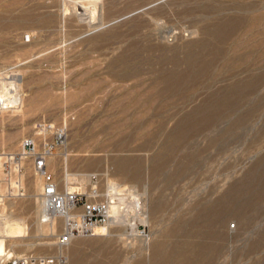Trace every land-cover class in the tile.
<instances>
[{"label":"rangeland","instance_id":"1","mask_svg":"<svg viewBox=\"0 0 264 264\" xmlns=\"http://www.w3.org/2000/svg\"><path fill=\"white\" fill-rule=\"evenodd\" d=\"M0 77L23 98L0 108L1 152L32 135L59 190L125 196L104 234L59 246L25 160L13 184L4 170L0 203L24 222L7 251L264 264V0H0Z\"/></svg>","mask_w":264,"mask_h":264},{"label":"built area","instance_id":"2","mask_svg":"<svg viewBox=\"0 0 264 264\" xmlns=\"http://www.w3.org/2000/svg\"><path fill=\"white\" fill-rule=\"evenodd\" d=\"M23 41L30 40V33L21 35ZM46 143H38L36 137L26 135L21 138L19 148L14 152H4L2 163L6 171L21 170L23 161L27 160L33 169L43 178L41 195L53 213L64 211L68 216L60 231L55 235L59 246L68 243L72 238L89 234L94 224L107 222L111 198H100L94 195L85 196L73 188L59 190L53 176L46 169V157L50 153ZM63 255L57 257L33 252L0 254V264H64Z\"/></svg>","mask_w":264,"mask_h":264},{"label":"bare ground","instance_id":"3","mask_svg":"<svg viewBox=\"0 0 264 264\" xmlns=\"http://www.w3.org/2000/svg\"><path fill=\"white\" fill-rule=\"evenodd\" d=\"M92 6H93V4H92ZM92 12H94L93 7H92L91 11L83 10L80 13H82V14L86 13L85 15L88 16V14L92 15L91 14ZM3 79H0V108L2 109V107H12V106H15V107H18V108L21 107L22 106V99L23 98H21L20 95L18 94V92L15 91L16 90L15 88H14L15 90L13 89L15 91V92L13 91L14 93H10L8 91L9 88L7 89V86H10L11 84L16 86L17 84L14 83L13 80L12 81L11 80H9V81L7 80L6 81V79L5 80H3ZM5 94H7V95H5ZM2 153H4V152H1L0 151V179H1V181H0V193H2V191L4 190V186H5V183H6V181L4 182V180H3V179H5L4 176H7V175H5L4 169H3V163H2L3 162L2 161L3 155H2ZM47 157H46V159H47ZM16 172L17 171H15V173ZM13 173H14V171H13ZM15 173H14V175L11 174V176H10V183L11 184H13V182H14ZM35 173L36 174H35V177H33V182H32V190H33L32 191V195H33V198H34V200L36 202L37 211L42 216H45V221L41 222V226L45 230H47L48 228H51L52 229L54 227V222H55L56 216L60 217L63 220V222H65V220L67 219L68 216L62 210L59 211V213H53L48 208V205H47L44 197L41 195V190H40V192H38V190L40 188L42 189V185L40 187V184H41L40 183V176L41 175L37 171ZM63 180H64V182L66 184H68L67 182L70 181V177L67 176V175H64L63 176ZM12 186L13 187L11 188V190L12 191H15L16 190L15 186L14 185H12ZM20 194H22V193H20ZM114 195L117 196L116 200H114ZM108 198H111V200L109 202L110 222H108V223H111L112 220H113L112 218H114L115 216H119V215H116V214L119 213V211H120V203L124 202L125 196L123 195V193L122 194L109 193ZM0 200H2L1 197H0ZM129 203L130 204H133V201H131ZM0 204H1L0 205V254H7L8 255V253H11V252L9 250L7 251L4 248V238L6 236V237L10 238V241H9L10 244L18 245L20 243V240L17 237H19L20 235H22V232H23V229H24V222H23V219L22 218L14 217L10 213L5 212L4 211V209H5L4 203H0ZM130 204H129V206H132ZM120 217H122V215H120ZM107 225H108L107 222L99 223V224H94L91 227V230H90L89 234L90 235L91 234L92 235L104 234V232L107 230V227H108ZM130 228H131V230H134V224L133 223L130 224Z\"/></svg>","mask_w":264,"mask_h":264}]
</instances>
